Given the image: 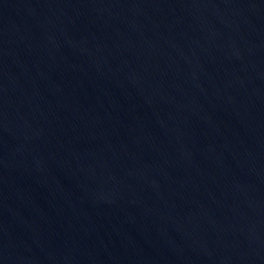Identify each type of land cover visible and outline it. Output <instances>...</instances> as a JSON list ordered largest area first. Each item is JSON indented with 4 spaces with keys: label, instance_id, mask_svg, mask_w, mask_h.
<instances>
[{
    "label": "water",
    "instance_id": "obj_1",
    "mask_svg": "<svg viewBox=\"0 0 264 264\" xmlns=\"http://www.w3.org/2000/svg\"><path fill=\"white\" fill-rule=\"evenodd\" d=\"M0 264H264V0H0Z\"/></svg>",
    "mask_w": 264,
    "mask_h": 264
}]
</instances>
